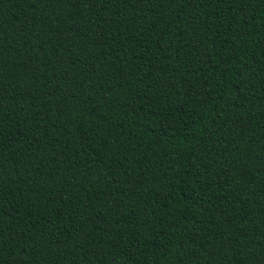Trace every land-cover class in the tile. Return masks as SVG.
<instances>
[{
    "label": "trees",
    "instance_id": "16d2710c",
    "mask_svg": "<svg viewBox=\"0 0 264 264\" xmlns=\"http://www.w3.org/2000/svg\"><path fill=\"white\" fill-rule=\"evenodd\" d=\"M0 264H264V0H0Z\"/></svg>",
    "mask_w": 264,
    "mask_h": 264
}]
</instances>
